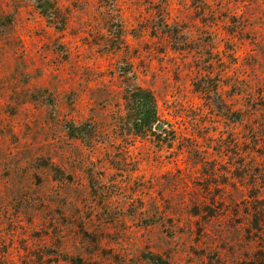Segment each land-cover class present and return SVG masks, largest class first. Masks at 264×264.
<instances>
[{
  "label": "rangeland",
  "instance_id": "1",
  "mask_svg": "<svg viewBox=\"0 0 264 264\" xmlns=\"http://www.w3.org/2000/svg\"><path fill=\"white\" fill-rule=\"evenodd\" d=\"M47 1L0 0V264H264V0Z\"/></svg>",
  "mask_w": 264,
  "mask_h": 264
},
{
  "label": "trees",
  "instance_id": "2",
  "mask_svg": "<svg viewBox=\"0 0 264 264\" xmlns=\"http://www.w3.org/2000/svg\"><path fill=\"white\" fill-rule=\"evenodd\" d=\"M99 1L103 4L107 2V0ZM161 1L164 2V4L167 2V0ZM36 2L42 11L45 10L46 4L48 3L47 0H36ZM125 104L126 107H128L130 115L135 119V125L143 129L144 132L153 133L152 130L154 128L157 129V126L161 124L155 98L149 90L140 88L129 89V91L125 94ZM162 126L164 127L163 124ZM160 133H166L165 129L163 128ZM259 231H261V227Z\"/></svg>",
  "mask_w": 264,
  "mask_h": 264
},
{
  "label": "water",
  "instance_id": "3",
  "mask_svg": "<svg viewBox=\"0 0 264 264\" xmlns=\"http://www.w3.org/2000/svg\"><path fill=\"white\" fill-rule=\"evenodd\" d=\"M157 129H158L159 131H161V130L163 129L162 125H158V126H157Z\"/></svg>",
  "mask_w": 264,
  "mask_h": 264
}]
</instances>
